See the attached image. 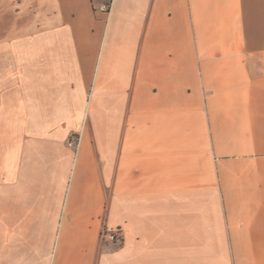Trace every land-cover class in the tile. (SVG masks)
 Here are the masks:
<instances>
[{"label":"crops","instance_id":"0c3cea01","mask_svg":"<svg viewBox=\"0 0 264 264\" xmlns=\"http://www.w3.org/2000/svg\"><path fill=\"white\" fill-rule=\"evenodd\" d=\"M0 264H264V0H0Z\"/></svg>","mask_w":264,"mask_h":264},{"label":"built area","instance_id":"2783aa9c","mask_svg":"<svg viewBox=\"0 0 264 264\" xmlns=\"http://www.w3.org/2000/svg\"><path fill=\"white\" fill-rule=\"evenodd\" d=\"M105 9H108V7H105ZM68 146L72 149L75 150V152H78L79 148H80V144H81V137L80 135H73L69 141H68ZM108 238L111 241H117L118 240V236L116 233H112L110 236H108Z\"/></svg>","mask_w":264,"mask_h":264}]
</instances>
